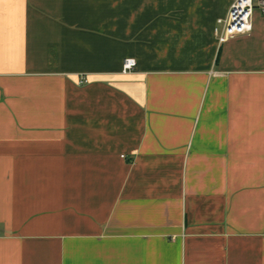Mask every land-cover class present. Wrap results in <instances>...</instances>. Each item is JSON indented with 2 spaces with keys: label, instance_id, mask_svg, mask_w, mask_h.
I'll list each match as a JSON object with an SVG mask.
<instances>
[{
  "label": "crops",
  "instance_id": "obj_1",
  "mask_svg": "<svg viewBox=\"0 0 264 264\" xmlns=\"http://www.w3.org/2000/svg\"><path fill=\"white\" fill-rule=\"evenodd\" d=\"M232 1L0 0V264H264V16L221 42Z\"/></svg>",
  "mask_w": 264,
  "mask_h": 264
},
{
  "label": "built area",
  "instance_id": "obj_2",
  "mask_svg": "<svg viewBox=\"0 0 264 264\" xmlns=\"http://www.w3.org/2000/svg\"><path fill=\"white\" fill-rule=\"evenodd\" d=\"M256 12L264 16V0H233L227 16L219 20L222 29L219 34L221 42L234 38L253 29V19ZM134 58H126L123 71L128 72L136 67ZM87 78L80 79L79 83L88 82Z\"/></svg>",
  "mask_w": 264,
  "mask_h": 264
}]
</instances>
